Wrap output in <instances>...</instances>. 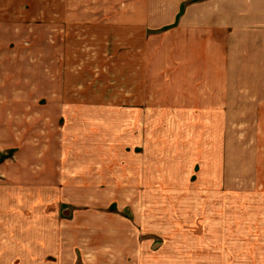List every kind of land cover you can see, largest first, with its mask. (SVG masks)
Listing matches in <instances>:
<instances>
[{
	"label": "rangeland",
	"instance_id": "374dc122",
	"mask_svg": "<svg viewBox=\"0 0 264 264\" xmlns=\"http://www.w3.org/2000/svg\"><path fill=\"white\" fill-rule=\"evenodd\" d=\"M81 27L55 26L52 43L44 39L50 26L35 29L44 39L35 48L56 49L65 95L77 104L50 106L58 134L39 174L13 166L34 154H0V264H64L63 257L115 264L117 246L124 250L132 239L144 250L156 245L146 264H191V230L202 216L213 233L214 264H238L221 257L226 246L237 248L240 196H264L255 120L216 89L221 74L214 89L192 87L200 80L190 62L179 64L178 51L189 50L190 40L181 34L178 41L174 28L136 25L134 40L119 31L110 40L102 26L93 37ZM55 198L63 201L58 214L50 208ZM79 227L85 240L75 238ZM225 233L236 244L223 246ZM64 235L76 244L62 243Z\"/></svg>",
	"mask_w": 264,
	"mask_h": 264
},
{
	"label": "crops",
	"instance_id": "0c3cea01",
	"mask_svg": "<svg viewBox=\"0 0 264 264\" xmlns=\"http://www.w3.org/2000/svg\"><path fill=\"white\" fill-rule=\"evenodd\" d=\"M39 8L50 12L40 13ZM41 19L45 21L42 23ZM43 24L50 26V36L44 38L50 43L56 37L55 26L61 25L84 26L80 28L83 33L102 26L104 35H112L108 37L110 40L117 34L114 31L120 35L125 32L134 40L132 27L136 25H165L163 28L174 25L178 41H182L179 36L190 40L189 50L183 52L184 47H179L178 51L184 56L179 64L190 62V71L200 80L192 87L201 88V84L207 83L203 87L214 89L212 80L221 74L216 89L222 90V97L234 98L241 115L247 116L248 112L249 118L255 120L256 147L264 160V0H0V154L10 150L34 154L24 163L15 160V165L12 164L15 168L38 174L45 169L44 153L50 151L51 139L58 134L54 128L59 116L50 112V106L77 104L65 95L70 89L61 69L54 66L56 49L52 47L49 54H44L35 48L44 40L35 31ZM112 25L126 27L120 32ZM2 26L8 27V34ZM62 31V40H68L70 33ZM90 35L93 37L94 33ZM49 55L50 65L46 59ZM142 68L145 72V67ZM227 89L235 92L228 95ZM262 163L258 168H264ZM261 185L264 195L263 181ZM61 204L59 198L50 199V208H56L57 214ZM239 206L237 241H232L228 233L222 237L223 246L236 241L237 248L226 246L228 252L224 251L225 257L221 259H237L238 264H264V196H240ZM202 218L197 217L191 230L195 243L191 245V264H214L218 256L214 252L213 233L207 227L209 220ZM81 229L75 238L85 240ZM99 234H92V242L97 241ZM62 243L76 244L69 235L63 236ZM155 246L148 244L144 250L132 239L124 250V246H117L115 264H146L145 256L151 258ZM62 260L64 264L75 261L65 257Z\"/></svg>",
	"mask_w": 264,
	"mask_h": 264
},
{
	"label": "trees",
	"instance_id": "16d2710c",
	"mask_svg": "<svg viewBox=\"0 0 264 264\" xmlns=\"http://www.w3.org/2000/svg\"><path fill=\"white\" fill-rule=\"evenodd\" d=\"M182 12V9H181V11H180V13ZM179 16V15H178Z\"/></svg>",
	"mask_w": 264,
	"mask_h": 264
}]
</instances>
